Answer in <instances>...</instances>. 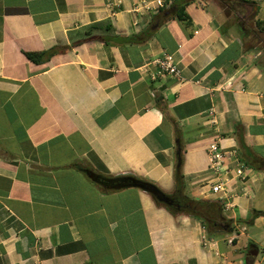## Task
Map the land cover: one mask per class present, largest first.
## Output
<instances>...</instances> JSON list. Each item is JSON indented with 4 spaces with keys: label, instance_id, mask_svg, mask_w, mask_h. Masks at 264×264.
<instances>
[{
    "label": "crops",
    "instance_id": "obj_1",
    "mask_svg": "<svg viewBox=\"0 0 264 264\" xmlns=\"http://www.w3.org/2000/svg\"><path fill=\"white\" fill-rule=\"evenodd\" d=\"M141 1L0 0V264H232L203 249L185 196L256 245L242 232L264 217L237 222L264 212V0H174L185 21ZM163 53L183 83L149 78ZM211 143L243 181L233 158L209 168ZM126 176L173 204L111 188Z\"/></svg>",
    "mask_w": 264,
    "mask_h": 264
},
{
    "label": "built area",
    "instance_id": "obj_2",
    "mask_svg": "<svg viewBox=\"0 0 264 264\" xmlns=\"http://www.w3.org/2000/svg\"><path fill=\"white\" fill-rule=\"evenodd\" d=\"M173 2L174 0H142L140 3H137L133 6L132 11L135 13H139L147 10L167 9L172 5ZM147 65H151L156 68L155 72L149 75V78L152 81L167 76L174 78L179 83H183L185 81V79L181 75V70L179 68L178 62L170 53H163L159 58L153 59ZM235 154V151L228 153L225 152L221 148V146H219V144L211 143L207 148L209 168L218 174L223 169H225V172L227 173V165L230 162L229 160L233 158V160H235V162L237 163V166L234 168V174L240 181H243V166L241 164H238V161L235 158ZM224 184L225 181L220 179L211 187L212 192H225ZM232 240L234 239L229 238L226 240V243L230 245L232 243ZM200 242L203 249L210 250L216 257H221V254L218 250V242L208 234L206 228L203 225H201Z\"/></svg>",
    "mask_w": 264,
    "mask_h": 264
},
{
    "label": "trees",
    "instance_id": "obj_3",
    "mask_svg": "<svg viewBox=\"0 0 264 264\" xmlns=\"http://www.w3.org/2000/svg\"><path fill=\"white\" fill-rule=\"evenodd\" d=\"M245 2V1H242ZM174 3H172L173 5ZM170 6L167 10L164 9V12H170L171 9H175L174 13L176 17L181 20H186V15L184 13V6L180 7ZM255 26L259 29V32H263V28H260V24L256 21ZM55 53L54 50H50L49 52H41V53H29L26 54L27 58L32 62H39L41 57L52 56ZM182 179L181 176L176 174L175 183L176 187L180 188ZM184 204L178 206L177 211H182L185 213H191L193 216L197 217V219L201 222V224L206 228L208 234L210 236L214 234H231L234 230V224L232 220H226L221 214V205L218 202H204L201 200L189 199L186 196L184 197ZM176 207V206H175ZM264 217V212L254 211L251 214L250 220L248 222L238 221V224L243 223H251L253 219L257 217ZM235 240V239H234ZM232 240V241H234Z\"/></svg>",
    "mask_w": 264,
    "mask_h": 264
},
{
    "label": "rangeland",
    "instance_id": "obj_4",
    "mask_svg": "<svg viewBox=\"0 0 264 264\" xmlns=\"http://www.w3.org/2000/svg\"><path fill=\"white\" fill-rule=\"evenodd\" d=\"M245 230H247V232L245 233L242 232V233L247 234L249 237L253 238L254 242H256V245L250 244L251 243L249 242L250 240L246 239L245 237H240V242L236 247L234 246L236 244L235 243L236 240L232 241L230 246L226 243L227 237H229L230 235L233 236L234 234L241 233L240 228L239 229L235 228V230L231 234H226V235L214 234L211 237L218 242L219 251L222 255L224 254L223 257L226 259L227 263L230 262L232 264H246L244 262L245 255L248 250V246H252L253 249L257 251V255L248 258L247 263L264 264V226L263 225L256 227L247 226V228L245 227ZM226 254L229 255L227 256Z\"/></svg>",
    "mask_w": 264,
    "mask_h": 264
},
{
    "label": "water",
    "instance_id": "obj_5",
    "mask_svg": "<svg viewBox=\"0 0 264 264\" xmlns=\"http://www.w3.org/2000/svg\"><path fill=\"white\" fill-rule=\"evenodd\" d=\"M168 13V12H166ZM115 184L111 186L113 189H121V188H138L141 191L152 195L158 202L163 203L167 206H171L173 204V200L162 193L159 189H157L153 184L136 179L131 176H126L120 178L118 180H114ZM251 256H256L257 251L254 250L251 253ZM248 258L245 257L244 262L247 263Z\"/></svg>",
    "mask_w": 264,
    "mask_h": 264
},
{
    "label": "flooded vegetation",
    "instance_id": "obj_6",
    "mask_svg": "<svg viewBox=\"0 0 264 264\" xmlns=\"http://www.w3.org/2000/svg\"><path fill=\"white\" fill-rule=\"evenodd\" d=\"M253 250H254V249H253L252 246H248V250H247V252H246L245 257L250 258V257H251V254H250V253H251Z\"/></svg>",
    "mask_w": 264,
    "mask_h": 264
}]
</instances>
